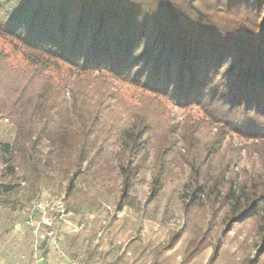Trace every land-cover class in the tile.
Instances as JSON below:
<instances>
[{"label": "trees", "instance_id": "16d2710c", "mask_svg": "<svg viewBox=\"0 0 264 264\" xmlns=\"http://www.w3.org/2000/svg\"><path fill=\"white\" fill-rule=\"evenodd\" d=\"M0 38L10 40L33 72L64 65L71 73L64 85L72 114L41 110V127L17 125V155L28 158L43 130L59 123V143L78 140L67 193L103 153L120 176L119 207L150 155L147 201L173 177L175 161L184 159L186 219L154 256L173 249L187 231L200 243L213 239L210 264L221 237L249 219L258 222L256 235L264 243V0H0ZM107 78L136 90L134 103L122 102L117 93L108 97L121 103L116 114L125 127L114 126L118 118L103 126L107 113L98 106ZM20 100L7 105L14 108ZM168 105L197 108L201 118L186 116L180 128L168 117ZM38 106L32 104L33 113ZM208 126L217 131L202 142L199 127ZM229 133L262 144L243 147L250 163L240 181L227 176L229 161L221 168L212 164ZM11 149L0 143V154ZM199 210L209 217L206 226L191 219Z\"/></svg>", "mask_w": 264, "mask_h": 264}, {"label": "rangeland", "instance_id": "374dc122", "mask_svg": "<svg viewBox=\"0 0 264 264\" xmlns=\"http://www.w3.org/2000/svg\"><path fill=\"white\" fill-rule=\"evenodd\" d=\"M28 68L30 67L10 40L0 38V143L8 144L12 148L11 153L0 154V264L32 262L33 235L27 220V216L31 214V205L38 199L55 202L61 198L72 214V219L74 215L89 214L103 205L118 210L107 226L102 228L100 219L95 218L92 228L68 233L64 237L63 250L68 257L77 259L80 263L149 264L155 259L157 264H206L215 247L213 239L200 243L187 231L182 234L173 249L154 256V249L186 219L181 201V189L189 175L186 160L175 161L176 164L171 166L173 177L166 180L155 198L147 201L150 155L119 207L122 199L119 196L120 176L110 164L112 158L103 153L97 156L98 162L94 170L87 173L81 181H76L70 193H67L78 140H68L69 144L59 143L58 133L55 131L61 130L59 123L48 125L43 130L36 148H29L28 158L15 153L13 145L18 135L17 125L22 127L29 123L28 125L41 127V110H51V114L57 117L64 116L65 113L72 114L73 111L70 88L64 85V82L71 78L66 66L60 65L43 72L40 69L33 72L32 68L25 71ZM22 77H26V80L21 81ZM18 81L23 83H17ZM105 81L102 85L106 90V97L104 104L98 108L111 115L104 116L103 126L110 128L118 118L119 121L114 126L125 127V118L116 114L122 109L121 103L118 106L117 103L109 101L108 97L117 93L123 95L120 99L122 102L134 103L136 90L127 83L111 81L110 78ZM17 96H20L21 102L14 108L8 106L7 104ZM89 98H93L91 102L95 105V96L90 95ZM35 102L39 106L34 108L37 111L33 113L32 104ZM110 102L112 107L105 109L106 103ZM167 112L172 122L180 128L186 116L201 118L202 115L197 108L185 110L172 105H168ZM199 129L197 135L202 142L217 131L215 126ZM226 138L212 164L215 168H221L229 161L227 176L240 181L243 169H248L250 163L242 150L243 147L261 143L244 140L234 133H229ZM176 145L177 148L182 146L179 140ZM254 169L256 172L258 166ZM194 215L191 219L196 221V225L208 224L209 217L206 212L199 210ZM33 219H37V213L33 214ZM257 224L256 220L249 219L223 235L216 257L210 264H264V243L256 235ZM52 228L54 232L59 233L62 227L60 223L54 222ZM211 229L213 232L218 231L215 227ZM101 230L102 234L98 236L97 232ZM139 233L143 234L142 240L138 239ZM117 241L125 244V250H129L131 256L127 257L124 251L116 246ZM39 252L44 258L41 264H58L49 241L41 244Z\"/></svg>", "mask_w": 264, "mask_h": 264}, {"label": "built area", "instance_id": "2783aa9c", "mask_svg": "<svg viewBox=\"0 0 264 264\" xmlns=\"http://www.w3.org/2000/svg\"><path fill=\"white\" fill-rule=\"evenodd\" d=\"M62 199V198H61ZM52 201L48 199H38L31 205L30 212L27 216L28 223L32 228L33 244L31 247L32 262L30 264H41L44 260L39 252L42 243L50 242L58 260H67L68 264H83L77 259L68 257L62 248V241L68 233H78L89 229L92 226V219L99 218L102 228L107 226L110 220L117 215V211L108 205H103L100 209L92 211L89 214L72 215L63 200ZM37 213V219H33V214ZM61 224L59 233L54 232L53 223ZM102 234V230L98 235ZM139 236L142 234L139 233ZM23 258V256H22Z\"/></svg>", "mask_w": 264, "mask_h": 264}, {"label": "crops", "instance_id": "0c3cea01", "mask_svg": "<svg viewBox=\"0 0 264 264\" xmlns=\"http://www.w3.org/2000/svg\"><path fill=\"white\" fill-rule=\"evenodd\" d=\"M94 220H95V218L92 219V221H91V223H92L91 228L94 226V222H95ZM98 233H99V232H97V235H98ZM104 234H105V233H104ZM141 234H142V233H141ZM98 236H99V235H98ZM167 238H168V237H167ZM138 239H139V240H142V239H143V234H142L141 236L138 235ZM166 240H167V239H166ZM166 240H165V241H166ZM165 241H164V242H165ZM164 242H163V243H164ZM163 243H162V244H163ZM116 246H117L118 248H120L121 250H123L124 253H125V255H126L127 257L131 256V252H130L129 250H125V244H124V243H122L121 241H117V242H116ZM159 246H160V245H159ZM159 246H158V247H159ZM155 249H156V248H155ZM155 249H154V251H155ZM170 250H171V249H170ZM166 251H168V250H166ZM163 252H165V251H163ZM55 255H56V253H55ZM131 259H132V258L130 257V260H131ZM55 260H58V259H57V255H56V257H55ZM152 260H154V259H152ZM151 262H152V261H151ZM151 262H150V263H151ZM150 263H149V264H150ZM58 264H68V263H67V260H58Z\"/></svg>", "mask_w": 264, "mask_h": 264}]
</instances>
